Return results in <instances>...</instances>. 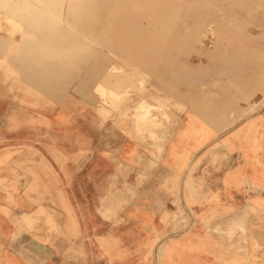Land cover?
Returning a JSON list of instances; mask_svg holds the SVG:
<instances>
[{"label":"rangeland","instance_id":"374dc122","mask_svg":"<svg viewBox=\"0 0 264 264\" xmlns=\"http://www.w3.org/2000/svg\"><path fill=\"white\" fill-rule=\"evenodd\" d=\"M24 149L44 161L24 221L55 246L30 257L264 264V0H0V166ZM212 183L246 202L225 206ZM77 194L116 224L139 196L173 232H204L156 252L94 234L86 250Z\"/></svg>","mask_w":264,"mask_h":264},{"label":"crops","instance_id":"0c3cea01","mask_svg":"<svg viewBox=\"0 0 264 264\" xmlns=\"http://www.w3.org/2000/svg\"><path fill=\"white\" fill-rule=\"evenodd\" d=\"M36 149L44 156L43 146L36 147ZM14 158L15 156H12V160H9L8 166H0V185L20 186L19 193H12L10 195L0 193V264H62L55 262L54 258L46 260L41 254L36 257H30L29 255L30 248L36 249L40 253H45V250L55 248L50 243L44 242L41 236L34 237L28 231V225L24 221L25 217L34 213L38 208L37 205H30V202H39L40 196L38 194H30L29 186H39L42 184L41 164L44 161L40 160L41 158L37 156L36 161L30 162L28 149L22 150L19 160L14 161ZM18 163L20 165L16 167ZM15 170V173H18L19 177L12 176ZM30 170L35 171V173L32 172L30 174ZM211 187L213 193L217 194L216 198L218 197V202L223 203L225 206L233 207L234 211L243 201L246 202L247 200L246 195H244L245 193L242 194L243 198H241L242 196L239 198L236 190L232 188L222 189L219 184L216 185L215 183H212ZM76 196L79 197V201L83 202L84 205V219H79V225L81 232L83 231L86 235L84 239V248L86 250L92 247L91 243L94 234L98 236L104 235L103 237L109 238L113 235L118 236L124 247L123 249L131 250L139 248V245L142 243L147 244L150 250L152 249L156 252L158 238L161 241H166V245H169L170 243L174 244V242L187 241L194 238L191 235L204 232V229H201L199 225L189 226L180 232H173L171 227L167 225L170 217H167V215L163 216V211L158 213L156 209L151 207H142L140 203H137V200L140 199L139 196L135 198L132 204L124 206L119 214L118 218L120 222L118 224H116L114 217H105L98 209L95 212L92 210V195L77 194ZM253 196L254 194L251 195V197ZM202 207H206V201L198 196L192 205L193 210H191V213L194 212L197 217H203L205 211L202 210ZM187 211L190 213L189 209ZM162 216L166 218L163 226L160 224ZM18 217L21 219V231L19 234L17 233L18 227L15 223V218ZM73 231L76 233V230ZM131 236L137 240L136 245L134 243L130 245L132 244L130 241ZM30 238L32 241H29ZM16 242L18 246H16ZM72 244L74 245L70 246V248L76 249V238ZM68 264L76 263L70 262ZM124 264H140V262L126 258ZM181 264L185 263L181 262Z\"/></svg>","mask_w":264,"mask_h":264},{"label":"bare ground","instance_id":"6f19581e","mask_svg":"<svg viewBox=\"0 0 264 264\" xmlns=\"http://www.w3.org/2000/svg\"><path fill=\"white\" fill-rule=\"evenodd\" d=\"M103 55H107L106 53H104ZM137 98V97H136ZM140 99V98H139ZM146 99V98H145ZM129 106V105H128ZM143 106V105H142ZM139 107H141V106H139ZM142 108V107H141ZM127 109V108H126ZM138 111V110H137ZM148 113H149V111H148ZM132 114V113H131Z\"/></svg>","mask_w":264,"mask_h":264}]
</instances>
